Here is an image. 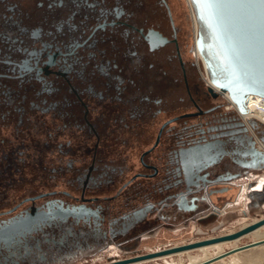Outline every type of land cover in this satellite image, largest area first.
Listing matches in <instances>:
<instances>
[{
	"label": "flooded vegetation",
	"instance_id": "af4514ba",
	"mask_svg": "<svg viewBox=\"0 0 264 264\" xmlns=\"http://www.w3.org/2000/svg\"><path fill=\"white\" fill-rule=\"evenodd\" d=\"M202 58L185 0H0V264H76L173 212L207 213L235 181L178 196L174 149L221 138L239 179L263 173L240 167L252 130ZM220 98L227 111L204 108Z\"/></svg>",
	"mask_w": 264,
	"mask_h": 264
},
{
	"label": "water",
	"instance_id": "95a60500",
	"mask_svg": "<svg viewBox=\"0 0 264 264\" xmlns=\"http://www.w3.org/2000/svg\"><path fill=\"white\" fill-rule=\"evenodd\" d=\"M190 1L200 25L197 47L206 63L212 85L219 89L220 93L229 95L230 101L236 106L239 113L247 114V102L250 96L264 98V15L261 14L259 8L250 9L239 5L225 4L212 10L207 7H198L193 3V0ZM213 11L216 12L215 15H213ZM208 90L215 97L221 96L210 86H208ZM243 126H241L243 127L242 132L246 133L250 141V149L245 155L243 154L246 162L240 167L247 170L264 169V151L257 147V141L249 133L247 126ZM251 126L264 145V126H259L255 121H251ZM215 143H217L216 146L213 145ZM223 143L221 138H217L215 142L189 145L170 152L171 162L178 166V178H180L178 183L183 184L178 196L187 197L208 188L213 183L239 180L241 177L239 168L231 170L225 162V159L230 158L232 154L224 151ZM253 184L246 185L249 188L248 206L250 204L260 206L264 202L262 193L254 191ZM86 215L79 212L77 217L85 219V217H89ZM155 224L157 225L158 222ZM262 226H264V219L233 235L112 264H131L161 255L238 239ZM142 234V231L138 232L118 244L121 245L139 238Z\"/></svg>",
	"mask_w": 264,
	"mask_h": 264
},
{
	"label": "rangeland",
	"instance_id": "374dc122",
	"mask_svg": "<svg viewBox=\"0 0 264 264\" xmlns=\"http://www.w3.org/2000/svg\"><path fill=\"white\" fill-rule=\"evenodd\" d=\"M185 2L193 31L194 18L187 0H185ZM194 39L195 38L193 37V40ZM200 77L202 78L201 75ZM203 82L204 87L208 88L206 81L203 80ZM176 104H180V101ZM176 104H174L171 100H167L166 105H162L161 107L164 106L165 110H169L174 108ZM217 104H221V109L226 111L229 107H231L224 98L205 101L203 106L204 108H209L210 106ZM153 105L154 107L151 108L150 111L148 110L147 113L143 114L142 121L145 120L148 124L151 123L153 119L157 118V110L160 105H156L155 103H153ZM233 111L236 112V110ZM252 131L251 133L254 136ZM152 158L153 157L150 156V159ZM107 161L110 165L117 168L119 166L125 167L124 164L119 165L117 162L114 164L109 160ZM107 171L110 172L109 169ZM260 182L264 184V171L262 174L258 173L256 176L249 175L247 178L239 179L234 183H231L228 191L213 194V202L209 203L208 206L205 204L202 205V208H206L208 210L207 213L201 212V216L199 217H194L192 215L183 216L173 212L169 221L165 223H158L153 228L140 235L139 238L122 243L121 245L123 248L118 249L114 246L104 253L79 261L76 264H112L127 259L166 251L176 247L187 246L236 234L242 229H246L264 219V203L260 205L261 208L250 210L248 207L249 199L246 198V193L249 189L247 187L244 188L245 185L254 183L253 189H256ZM223 186L224 185H220L219 188ZM147 187V184H143L142 187L139 186L138 191L143 194L145 191H142V189ZM128 194L129 192H125L119 197V202L121 200L119 207H123L124 204H126L125 199ZM108 205L107 211L110 212V209H114V207L111 203ZM262 232L264 233V228L262 229ZM253 241H255V236L252 235V233H248L238 239L221 241L208 245L216 246L221 244L222 251L226 253L229 252V254L221 257H217V254L220 251L217 247H209L206 253L200 250L201 247H199L157 256L151 259L133 262L131 264H192L193 261L199 260L200 258L203 260V258H206L207 256L217 258L205 264H264V244L239 250L235 249L237 245L242 247L246 244L253 243Z\"/></svg>",
	"mask_w": 264,
	"mask_h": 264
},
{
	"label": "bare ground",
	"instance_id": "6f19581e",
	"mask_svg": "<svg viewBox=\"0 0 264 264\" xmlns=\"http://www.w3.org/2000/svg\"><path fill=\"white\" fill-rule=\"evenodd\" d=\"M187 2H188L189 7L192 11V15L194 18V27H195L196 37H197L198 32L200 31V25H199V22L197 21L195 10L193 8L191 1L187 0ZM201 62H202V69H200V71L202 72V76L205 80H207L209 82L210 85H212V83L210 82L211 81L210 76H209L208 70L206 69V64H205V61L203 58L201 59ZM216 91L220 92L219 89H217V88H216ZM227 96H228V94H227ZM230 103H231V101H230ZM231 105H232V108H234L236 110V106L233 103H231ZM247 107H248V113L247 114H241L237 110L236 111L241 115V117L243 118L245 123L251 128V130H253L252 132L254 133V135L258 141L259 149L264 151V145H262L259 142L258 135H257V133H255V130L251 126V121L257 122V124L259 126H264V98H261L258 96H250L248 99V102H247ZM260 188H261V185L258 186V189H260ZM255 190H257V189H255ZM252 226H250V227H252ZM248 228H246V229H248ZM263 228H264V226L259 227L257 229H254L253 231L250 232V233H252V235L255 236V241H253V243L246 244L245 246H242V247L237 245L235 249H241L244 247L263 245L264 244V233L262 232ZM209 247H212V248L217 247L220 249L219 253L217 254V257H221V256L227 254L226 252L222 251L221 244H218L216 246L215 245L214 246H204V247H201L200 250H202V251H204V253H206V251ZM217 257H215V258H217ZM215 258H213L212 256L211 257L207 256L206 258H203V260H201V258H200L199 260L193 261L192 264H205V263H208L209 261H211Z\"/></svg>",
	"mask_w": 264,
	"mask_h": 264
},
{
	"label": "snow or ice",
	"instance_id": "6c2138e0",
	"mask_svg": "<svg viewBox=\"0 0 264 264\" xmlns=\"http://www.w3.org/2000/svg\"><path fill=\"white\" fill-rule=\"evenodd\" d=\"M198 7H207L208 9H218L225 4L239 5L250 9L259 8L264 15V0H193ZM216 12L213 11V15Z\"/></svg>",
	"mask_w": 264,
	"mask_h": 264
},
{
	"label": "built area",
	"instance_id": "2783aa9c",
	"mask_svg": "<svg viewBox=\"0 0 264 264\" xmlns=\"http://www.w3.org/2000/svg\"><path fill=\"white\" fill-rule=\"evenodd\" d=\"M191 12V11H190ZM193 23H194V21H193ZM193 31H194V38L196 37L195 36V29H194V24H193ZM200 32V31H199ZM199 32H198V35H197V37H196V41H195V39H194V43H195V47H196V49H197V51H198V53L201 55V53L199 52V50H198V47H197V41H198V37H199ZM202 56V55H201ZM203 57V56H202ZM204 59V58H203ZM206 64V63H205ZM206 69H207V67H206ZM232 103V102H231ZM255 138V137H254ZM259 138V137H258ZM255 140H256V138H255ZM257 141V140H256ZM259 142L263 145V143L259 140ZM257 147H258V141H257ZM259 148V147H258Z\"/></svg>",
	"mask_w": 264,
	"mask_h": 264
}]
</instances>
